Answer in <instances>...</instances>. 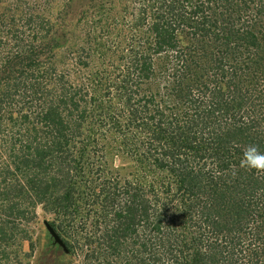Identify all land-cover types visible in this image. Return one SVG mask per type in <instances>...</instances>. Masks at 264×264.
<instances>
[{"label":"trees","instance_id":"16d2710c","mask_svg":"<svg viewBox=\"0 0 264 264\" xmlns=\"http://www.w3.org/2000/svg\"><path fill=\"white\" fill-rule=\"evenodd\" d=\"M27 12L0 52V264H264V172L241 167L264 153V0Z\"/></svg>","mask_w":264,"mask_h":264},{"label":"rangeland","instance_id":"374dc122","mask_svg":"<svg viewBox=\"0 0 264 264\" xmlns=\"http://www.w3.org/2000/svg\"><path fill=\"white\" fill-rule=\"evenodd\" d=\"M68 0H0V52L10 53L17 51L16 41H21V44L26 46L29 38H32L34 33L35 25L28 21L27 8L38 10L43 12L41 21L43 27L46 26V17L48 16V10L51 11V17L53 21L60 22L61 17L59 15V9ZM34 5V6H32ZM32 6V7H31ZM22 14V15H21ZM55 19V20H54ZM42 24V23H40ZM39 24V25H40ZM45 29L47 27H44ZM46 30H43L45 33ZM37 214V225L35 226V239L44 240L46 242L47 231L45 228V222L49 220V216L45 214L40 207L36 209ZM38 252H43L40 247L37 249ZM27 251V248H26Z\"/></svg>","mask_w":264,"mask_h":264},{"label":"clouds","instance_id":"9594fccd","mask_svg":"<svg viewBox=\"0 0 264 264\" xmlns=\"http://www.w3.org/2000/svg\"><path fill=\"white\" fill-rule=\"evenodd\" d=\"M241 167L264 172V153H261L257 146L249 145L243 152Z\"/></svg>","mask_w":264,"mask_h":264}]
</instances>
